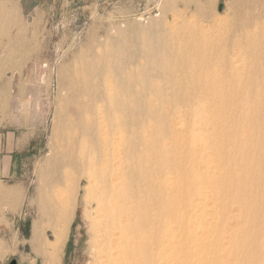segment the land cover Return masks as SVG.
Segmentation results:
<instances>
[{"label": "bare ground", "instance_id": "bare-ground-1", "mask_svg": "<svg viewBox=\"0 0 264 264\" xmlns=\"http://www.w3.org/2000/svg\"><path fill=\"white\" fill-rule=\"evenodd\" d=\"M226 6L228 26L130 25L64 69L43 264H62L83 191L84 264H264V0Z\"/></svg>", "mask_w": 264, "mask_h": 264}, {"label": "rangeland", "instance_id": "rangeland-1", "mask_svg": "<svg viewBox=\"0 0 264 264\" xmlns=\"http://www.w3.org/2000/svg\"><path fill=\"white\" fill-rule=\"evenodd\" d=\"M198 1L45 0L44 10L34 18L23 17L17 7L6 8L0 3V125H11L28 137V152L17 174L6 181L0 179V188L21 193L16 202L0 197V264H43L41 252H35L30 243L33 222L38 218L34 197L41 174L50 171L48 161L55 145L52 134L61 96L67 94L64 69L95 40L118 36L119 29L127 30L130 25L163 21L179 27L182 22L198 25L203 19L200 25L213 21L229 25L226 0H220L218 10H213L215 0H200L207 8L204 18L197 12ZM84 196L83 191L62 264L86 261ZM44 227L48 228L47 222Z\"/></svg>", "mask_w": 264, "mask_h": 264}, {"label": "crops", "instance_id": "crops-1", "mask_svg": "<svg viewBox=\"0 0 264 264\" xmlns=\"http://www.w3.org/2000/svg\"><path fill=\"white\" fill-rule=\"evenodd\" d=\"M45 0H0L6 8L17 7L23 17L34 18L44 10ZM28 152L26 134L12 129L6 123L0 125V179L6 181L17 174Z\"/></svg>", "mask_w": 264, "mask_h": 264}, {"label": "water", "instance_id": "water-1", "mask_svg": "<svg viewBox=\"0 0 264 264\" xmlns=\"http://www.w3.org/2000/svg\"><path fill=\"white\" fill-rule=\"evenodd\" d=\"M11 264H17V263L13 261Z\"/></svg>", "mask_w": 264, "mask_h": 264}]
</instances>
